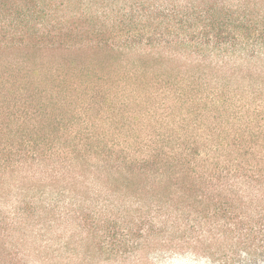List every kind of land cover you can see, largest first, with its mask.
Masks as SVG:
<instances>
[{
    "label": "trees",
    "instance_id": "trees-1",
    "mask_svg": "<svg viewBox=\"0 0 264 264\" xmlns=\"http://www.w3.org/2000/svg\"><path fill=\"white\" fill-rule=\"evenodd\" d=\"M0 264H264V0H0Z\"/></svg>",
    "mask_w": 264,
    "mask_h": 264
}]
</instances>
